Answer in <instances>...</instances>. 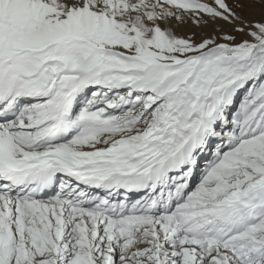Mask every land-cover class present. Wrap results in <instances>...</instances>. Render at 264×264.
<instances>
[{
    "label": "snow or ice",
    "instance_id": "snow-or-ice-1",
    "mask_svg": "<svg viewBox=\"0 0 264 264\" xmlns=\"http://www.w3.org/2000/svg\"><path fill=\"white\" fill-rule=\"evenodd\" d=\"M0 264H264V0H0Z\"/></svg>",
    "mask_w": 264,
    "mask_h": 264
}]
</instances>
